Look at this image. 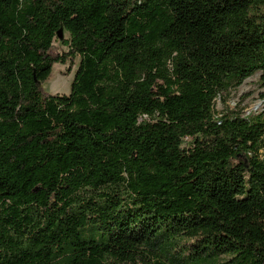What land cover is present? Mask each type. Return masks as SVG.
<instances>
[{"label":"trees","instance_id":"obj_1","mask_svg":"<svg viewBox=\"0 0 264 264\" xmlns=\"http://www.w3.org/2000/svg\"><path fill=\"white\" fill-rule=\"evenodd\" d=\"M257 74L264 0H0V264H264Z\"/></svg>","mask_w":264,"mask_h":264},{"label":"rangeland","instance_id":"obj_2","mask_svg":"<svg viewBox=\"0 0 264 264\" xmlns=\"http://www.w3.org/2000/svg\"><path fill=\"white\" fill-rule=\"evenodd\" d=\"M62 30L63 32L58 34L54 45L60 53H66L69 49L64 45V42L70 40V34L65 29ZM80 62L81 58L76 57L72 64L69 62L66 65L55 64L49 80L42 84L44 92L52 96L70 95ZM259 78L260 74H257L246 80L239 88L222 94L216 100V116L228 114L248 116L261 112L264 109V102L260 97L262 90L259 88ZM262 154L264 155V149Z\"/></svg>","mask_w":264,"mask_h":264},{"label":"water","instance_id":"obj_3","mask_svg":"<svg viewBox=\"0 0 264 264\" xmlns=\"http://www.w3.org/2000/svg\"><path fill=\"white\" fill-rule=\"evenodd\" d=\"M63 32V30H60V32L59 33H62Z\"/></svg>","mask_w":264,"mask_h":264}]
</instances>
